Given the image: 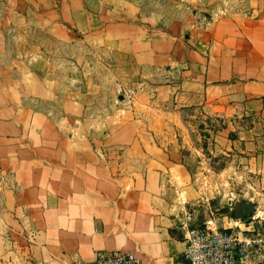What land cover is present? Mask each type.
I'll list each match as a JSON object with an SVG mask.
<instances>
[{
	"label": "crops",
	"instance_id": "1",
	"mask_svg": "<svg viewBox=\"0 0 264 264\" xmlns=\"http://www.w3.org/2000/svg\"><path fill=\"white\" fill-rule=\"evenodd\" d=\"M6 1L0 264H92L100 250L135 252L141 264H188L192 192L181 184L190 175L159 136L164 106H203L234 117L231 145L249 170L258 162L264 173V0H184L194 3L199 20L162 29L132 8L122 12L130 18L114 21L108 18L114 10H92L86 0ZM42 32L55 46L81 41L110 54L118 89L138 83L155 117L146 121L131 107L95 110L96 87L68 89L33 71L36 58L24 54V41L16 60L6 56L10 38ZM257 208L254 214L264 212Z\"/></svg>",
	"mask_w": 264,
	"mask_h": 264
},
{
	"label": "rangeland",
	"instance_id": "2",
	"mask_svg": "<svg viewBox=\"0 0 264 264\" xmlns=\"http://www.w3.org/2000/svg\"><path fill=\"white\" fill-rule=\"evenodd\" d=\"M86 2L92 10H114L108 16L114 21L130 18V12H122L132 8L146 22L152 18L159 20L156 26L158 29L164 28L167 22L194 25L195 21L199 20L198 9L190 7L194 3L184 0ZM7 3L6 0H0V12L6 11ZM17 33L18 31H15L14 36ZM10 40L13 41L10 42L7 57L14 58L22 54L23 49L18 45L24 41L27 44L24 54L30 55L31 59L36 58L31 65L33 71L57 79L68 89L83 91L96 90V87L99 93L93 103L95 110L107 114L111 107L126 110L137 108L140 118L149 121L155 117L154 108H151L152 100L138 83L130 82L126 90L118 89L121 82H114L113 73L116 71L111 63L115 60L102 48H88L81 41L73 48L55 46L50 35L44 32L28 34L18 41L11 38ZM4 58L6 57L0 56L2 68ZM115 59L118 61V57ZM164 107L168 113L161 117L164 128L159 136L164 141V147L175 148L190 175L181 186L189 188L192 192L186 206L193 220L192 226H201L211 216L219 219L222 225L224 217L230 216L234 219L236 206L251 207L250 216L259 206L264 210L262 168L256 162V168L249 170L250 165L246 157L231 145V140L238 130L237 120L229 114H218L215 109H204L203 106H182L179 103L167 102Z\"/></svg>",
	"mask_w": 264,
	"mask_h": 264
},
{
	"label": "built area",
	"instance_id": "3",
	"mask_svg": "<svg viewBox=\"0 0 264 264\" xmlns=\"http://www.w3.org/2000/svg\"><path fill=\"white\" fill-rule=\"evenodd\" d=\"M210 217L188 229L184 258L188 264H264V212L247 219ZM227 226H226V225ZM92 264H141L135 252L100 250Z\"/></svg>",
	"mask_w": 264,
	"mask_h": 264
},
{
	"label": "water",
	"instance_id": "4",
	"mask_svg": "<svg viewBox=\"0 0 264 264\" xmlns=\"http://www.w3.org/2000/svg\"><path fill=\"white\" fill-rule=\"evenodd\" d=\"M252 212V208L246 205L236 206L234 211V219L242 220L249 217Z\"/></svg>",
	"mask_w": 264,
	"mask_h": 264
}]
</instances>
